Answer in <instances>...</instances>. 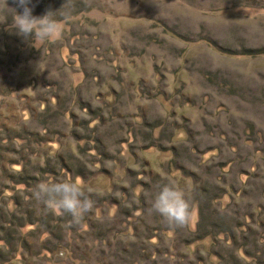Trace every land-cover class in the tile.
Wrapping results in <instances>:
<instances>
[{
	"label": "rangeland",
	"instance_id": "1",
	"mask_svg": "<svg viewBox=\"0 0 264 264\" xmlns=\"http://www.w3.org/2000/svg\"><path fill=\"white\" fill-rule=\"evenodd\" d=\"M33 3L36 5L33 10L35 16L51 10L56 12L57 19H61L63 14L71 17L64 26L62 37L53 43L37 48L31 39L24 40V43L29 41L33 45V49L28 45L29 49L25 50L24 55L37 59L29 63L28 69L43 75L44 70L54 64V56L50 55L58 54L62 63L59 65L62 66L61 73L66 76L58 75V78L53 77L50 81L41 80L39 76L37 85H56L50 92H56L63 86L61 92L65 95L60 93V96L66 102L68 97L79 94L80 103H75L78 110L75 114L79 117L73 131L83 138L81 147L78 148L89 150L83 153L82 162L66 155L70 147L76 146L71 137L72 128L57 118L53 111L41 112L45 122L39 125L38 130L44 131L43 138H49L57 144L55 150L49 149L50 152L61 156L70 165V174H65L64 178L80 179L89 194H97L105 202L99 206L98 220L102 221L105 214L117 210L113 205L114 200H119L123 205L132 192L140 197L146 184H149L150 173H158L157 177L163 178L171 170L174 173L171 181L186 194L190 192L191 189L188 190L192 186V179L178 167L191 165L198 169L203 164L201 170L206 163L231 160V155H220L216 159V153L207 155L209 153L198 152V147L204 148L213 143L216 146V142L209 139L213 135H225L227 139L232 135L225 132H234L235 136L229 143L237 145L238 137L244 134L255 142L256 147L262 149L264 0H33ZM16 12H22V9L17 7L15 0H0V27L12 25ZM11 31L0 33L10 37V44L13 45L15 37L7 35ZM41 58H47L48 63L43 65ZM57 66L53 68L56 70ZM22 80L26 88L25 74H21ZM44 91H38L40 96L45 95ZM115 92L116 98L109 97L110 93ZM62 98L52 109L65 111L67 103L61 108ZM80 106L86 112L83 113ZM13 109L11 101L0 99V116L7 124L16 126L18 120L14 117ZM22 109H27L24 101ZM138 114L140 122L136 117ZM166 115L167 120L164 118ZM173 115L178 121H175ZM84 119L94 120L99 128L94 132L91 129L82 131L80 126ZM36 121L35 116V119L27 120L25 124L34 127ZM238 121L247 127L250 124L255 129L248 127L242 133ZM173 122L180 129L178 133H187L186 128H192V133L186 139L187 143L194 148L195 154L207 155L206 158L199 162L186 149L182 151L181 160H177L178 167L171 163L173 159L170 149L178 146L172 143L173 139L170 137L175 134L171 129ZM151 127L152 136L149 138L147 132ZM89 136L91 138L85 140ZM160 137L162 140H158ZM144 138L154 142H147ZM241 151L244 152L241 157H237V161L229 165V170L227 168V173L232 174L227 176V180L235 184L237 196L228 198L226 203L237 202L240 204L236 206L239 213L244 212L246 215L249 214L244 211L246 206L255 202L247 196L253 199L256 197V200L262 197L264 200V193L259 192L260 195L256 196L252 188H245L246 183L248 186L256 183L263 187L258 179L263 178L264 172L258 175L259 169H256L251 178L233 177L240 170L242 158L253 156L252 145L247 149L241 148ZM69 160L73 162L70 163ZM83 162L88 164L84 178L77 175L80 168L78 164ZM259 163L262 164L261 161ZM144 169L148 175L139 176V188L132 191L136 175ZM166 183L168 181L160 179L157 186L152 185L153 191L146 188L148 192L143 195L147 196L143 200L148 201L144 202L145 209L150 207L160 187ZM194 186L196 190V184ZM136 188L137 186L134 187ZM191 195L192 192L188 196L191 198ZM257 202L253 206L262 204ZM224 204L225 202L223 207ZM198 212L199 208L196 207L189 224L192 232L198 225ZM262 215L261 211L255 213L254 217H263L264 222ZM134 221L137 219L132 220ZM246 227L250 228V224ZM184 232L186 234L179 233L172 240L177 241V249L186 252L182 241L193 235L186 230ZM249 238L250 257L241 264H264V225L259 224L258 231L251 236L249 234ZM259 238L263 242L260 243ZM205 243L206 241L194 243L193 249L198 250L197 255ZM216 251L221 252L222 248ZM116 252L120 255L119 264H153L150 262L153 258L148 259L140 251L126 252L121 249L119 252L116 249L114 253ZM57 256L65 257L64 253H58ZM140 256H143L142 259ZM104 258H101L102 262L94 264L115 261L108 256ZM219 258L222 263L228 262ZM172 259L174 261L169 262V258L158 255L155 264H181L179 261L185 263L177 251Z\"/></svg>",
	"mask_w": 264,
	"mask_h": 264
},
{
	"label": "trees",
	"instance_id": "2",
	"mask_svg": "<svg viewBox=\"0 0 264 264\" xmlns=\"http://www.w3.org/2000/svg\"><path fill=\"white\" fill-rule=\"evenodd\" d=\"M9 30L12 31L8 32L7 35L15 37L13 45L10 44L12 41L10 37L0 33V99L12 102L14 105L12 112L18 120V124L11 126L0 116V264H94L95 262H102L101 258L105 256L115 259L114 262L107 264H119L118 257L120 255L117 253L118 251L114 253L116 249L119 252L121 249L126 252L140 251L148 259L153 258L150 261L153 264L156 263L155 258L158 255H164L166 259L169 258V262H173L172 258L176 251L185 260V263L178 262L181 264H241L242 261H247L246 258L250 257L248 251L249 234L251 236L254 232L256 233L259 224L264 225L263 217H254L255 213L261 211L263 212L262 216H264V200H262V197L256 200V197L253 199L246 195L249 200L262 203L260 206L255 207L253 206L255 202H250L244 209V211L249 212L246 215L243 214L244 212L239 213L236 206L240 204H237V202L227 204L226 200L228 198L237 196L234 189L235 184L229 179L227 180V176L230 177L232 174L227 173V171L230 168L229 165L237 161V157H241V154L244 153L241 148L247 149L252 145L253 156L242 158L239 165L241 166L240 170L238 173H234L233 177L237 176L239 179L241 177L242 179L251 178L253 171H256V169H259L258 175L263 174L264 140L260 146L262 149H259V147H256L255 142L244 134H240L238 137L239 144L237 145L229 143L231 138L235 136L234 132H225L232 136L225 139V135L218 137L213 135L209 139L216 142V146L213 143L204 148H197L201 154L214 155L216 153V159L220 158V155H231V160L212 162V164L206 163L201 170L203 164H200L198 169H194L191 165L178 167L177 160L180 158L182 151H186V149L191 151L190 154L197 157L199 162L207 155L195 154L194 148L187 143L192 128H186L187 133L183 131L178 133L180 130L178 125L175 122L172 123L173 127L171 129L175 131V134L170 137L175 141H172V143L178 146L170 149L173 159L171 163L192 179V186L190 185L188 190L191 189V191L187 195L192 192V203L195 208H199L198 225L194 232L190 230L189 225L183 229L169 227L160 216L149 214L148 209L144 207V202L147 203L148 201L143 200L147 197L143 195H146L148 191H153L152 185L157 186L160 179L173 183L171 179L174 173L171 170L165 173L166 176L163 178L161 176L157 177L158 173L155 171L156 174L150 173V175L146 173L145 169L142 172L139 171L135 177L136 182L131 187L132 191L138 190L137 180L141 175L150 177V179L147 178L149 184H146V188L150 189L145 188L140 197L132 192L131 197L123 205L119 200H114L113 205L117 210L108 215L105 214L102 221L98 220V210H100V204L105 202L97 194H90L95 201V206L86 215L79 227L70 226V216H61L49 212L42 204L37 203L32 196V190L39 182L65 180L64 175L70 174L71 171L70 165L61 156L53 155L50 152L49 149L55 150L57 144L49 138H43L44 131L38 130L39 125L45 122L41 112L43 110H47L49 113L53 111L57 118L72 128L71 137L76 146L75 148L70 147V151L66 152L67 156L75 157L76 161L82 162L83 153H87L89 150L78 148L81 147L80 143L83 138L74 134L73 131L79 117L75 114V112H78L75 103L78 105L80 103L79 94L68 97L69 100L66 102L60 96L64 94V92H61L63 86L59 87L56 92H50L51 89L56 88V85L52 83L37 85L39 76L44 81H50L53 77L58 78V75L66 76L61 73L62 66L59 65H62V63H60L58 54L50 55L54 56V64L46 68L43 75L33 72L28 69V65L31 61L37 59L24 55L25 50L29 49L28 45L33 49V43L31 44L29 41L24 43L25 39L17 34V30L12 25L8 24L0 27V32ZM41 63L46 65L48 59L41 58ZM56 66L58 68L55 70L53 67ZM21 74H25L27 77L26 88L22 83L23 80L21 81ZM40 90H45L44 96H40ZM60 97L63 99L61 108L67 103L65 111L52 109L53 106L59 104ZM109 97L116 98V92L114 94L110 93ZM23 101L27 104L26 110H21ZM80 108L83 109L82 112L84 113L85 108L81 106ZM0 113H2V110H0ZM35 116L37 121L34 127L25 124V121L35 119ZM136 117L138 119L139 114ZM167 117V115L164 116L166 120ZM173 118L178 121L174 115ZM238 122L242 133L248 127L255 129L250 124L247 127L240 121ZM81 123L80 129L82 131L91 129L94 132L96 128H99L94 120L84 119ZM152 128L147 132L149 138L152 136V133H150ZM197 136L200 138L199 135ZM183 137L184 139H181ZM90 138L89 136L85 140ZM144 140L147 141L146 138ZM158 140H162V138L160 137ZM147 142L152 143L154 141L151 142L148 139ZM43 143H45L44 146ZM107 151L110 154V151ZM69 162L72 163L73 160H69ZM78 166L80 168L77 175L83 178L86 177L84 171H87L88 164L83 162ZM258 175H255V177H258ZM258 180L259 183H263V187L256 183H252L251 186L246 183L245 187L252 188L256 196L260 195L259 192L264 193V175L263 178ZM129 183L132 186L130 180ZM135 186H137L136 189H134ZM122 190L125 189L122 188ZM139 214L140 216H138ZM123 219L128 224L130 223L129 226ZM133 219H137V221L132 222ZM248 223L250 228L246 227ZM184 230L193 235L190 239L185 238L182 241V246L186 252L177 249V241L172 240V237L178 236L179 233L186 234ZM199 241H206V243L197 255L196 251L198 250L193 249V245L199 243ZM259 242L263 241L259 238ZM220 247L222 251H216ZM58 253L59 255L64 253L65 257L59 258ZM142 257L140 256L141 259ZM219 257L226 259L228 262H220ZM232 260L234 263H232Z\"/></svg>",
	"mask_w": 264,
	"mask_h": 264
},
{
	"label": "clouds",
	"instance_id": "3",
	"mask_svg": "<svg viewBox=\"0 0 264 264\" xmlns=\"http://www.w3.org/2000/svg\"><path fill=\"white\" fill-rule=\"evenodd\" d=\"M15 4L22 9V12H16L12 27L25 40L31 39L37 48L59 40L65 24L71 20L68 14H63L61 19H57L56 12L51 10H47L41 16L33 15L36 6L33 0H15ZM32 196L47 211L70 216L72 227L81 226L86 215L95 206L89 190L84 187L80 179L39 182L33 188ZM147 211L149 214L160 216L169 227L174 229L187 227L195 215L191 198L171 182L160 187Z\"/></svg>",
	"mask_w": 264,
	"mask_h": 264
}]
</instances>
